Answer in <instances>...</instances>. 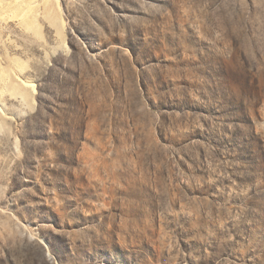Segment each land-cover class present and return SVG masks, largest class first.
Masks as SVG:
<instances>
[{
    "label": "rangeland",
    "instance_id": "1",
    "mask_svg": "<svg viewBox=\"0 0 264 264\" xmlns=\"http://www.w3.org/2000/svg\"><path fill=\"white\" fill-rule=\"evenodd\" d=\"M0 264H264V0H0Z\"/></svg>",
    "mask_w": 264,
    "mask_h": 264
}]
</instances>
